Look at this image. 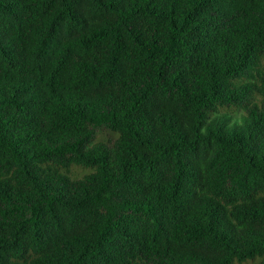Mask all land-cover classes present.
I'll return each mask as SVG.
<instances>
[{
    "label": "trees",
    "instance_id": "obj_1",
    "mask_svg": "<svg viewBox=\"0 0 264 264\" xmlns=\"http://www.w3.org/2000/svg\"><path fill=\"white\" fill-rule=\"evenodd\" d=\"M0 264H264V0H0Z\"/></svg>",
    "mask_w": 264,
    "mask_h": 264
}]
</instances>
